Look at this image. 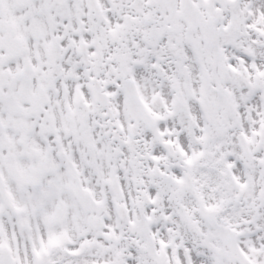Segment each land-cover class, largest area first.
Returning <instances> with one entry per match:
<instances>
[{"label": "snow or ice", "instance_id": "1", "mask_svg": "<svg viewBox=\"0 0 264 264\" xmlns=\"http://www.w3.org/2000/svg\"><path fill=\"white\" fill-rule=\"evenodd\" d=\"M0 264H264V0H0Z\"/></svg>", "mask_w": 264, "mask_h": 264}]
</instances>
